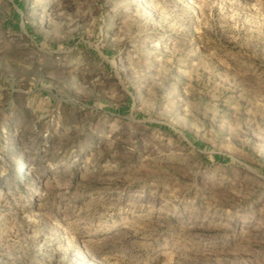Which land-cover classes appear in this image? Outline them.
Returning a JSON list of instances; mask_svg holds the SVG:
<instances>
[{
  "label": "rangeland",
  "instance_id": "1",
  "mask_svg": "<svg viewBox=\"0 0 264 264\" xmlns=\"http://www.w3.org/2000/svg\"><path fill=\"white\" fill-rule=\"evenodd\" d=\"M0 264H264V0H0Z\"/></svg>",
  "mask_w": 264,
  "mask_h": 264
}]
</instances>
